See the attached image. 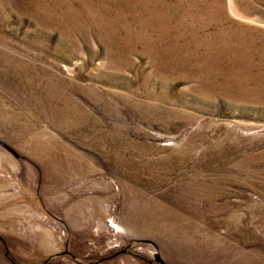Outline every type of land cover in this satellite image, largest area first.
Masks as SVG:
<instances>
[{
  "label": "rangeland",
  "instance_id": "rangeland-1",
  "mask_svg": "<svg viewBox=\"0 0 264 264\" xmlns=\"http://www.w3.org/2000/svg\"><path fill=\"white\" fill-rule=\"evenodd\" d=\"M179 1L0 0V264H264V0Z\"/></svg>",
  "mask_w": 264,
  "mask_h": 264
},
{
  "label": "bare ground",
  "instance_id": "bare-ground-1",
  "mask_svg": "<svg viewBox=\"0 0 264 264\" xmlns=\"http://www.w3.org/2000/svg\"><path fill=\"white\" fill-rule=\"evenodd\" d=\"M150 1V0H149ZM214 3H215V13L213 14V16H211V15H208V14H203L204 12L203 11H207L206 10V8L208 7V4H207V1L206 0H180L176 5H173V6H182V8L181 9H183L182 10V14L184 13V14H186V15H188L187 16V23H188V25H190V29L192 30L193 28H194V26H195V24H198L197 26H199L200 28H198V29H201L200 31H195L196 32V34L198 33H200V38H198V41L197 42H199V44L198 43H195L198 47L199 46H201V45H203V44H206V45H208L209 43L211 44L212 42H209V41H211L212 39V34L214 33H212V32H210L209 31V29H205V27H207V26H212L213 24H216L217 23V21L216 20H212V22L211 21H209V20H207L208 18H210V17H214V16H216V17H220L221 16V5H220V0H212ZM248 1V0H247ZM247 1L245 2V3H247ZM138 2V1H137ZM141 3H142V1H141ZM144 3H145V1H144ZM144 3H142L141 5H140V9H139V12H138V15H142V13L145 11V7L144 6H147L146 5V3L144 4ZM144 4V5H143ZM180 4V5H179ZM162 5V7H160L159 5L158 6H155V8H156V11L155 12H157V11H161L164 7L166 8V9H163V11H164V13H166V15H167V13L169 12V9L170 8H173V7H171L170 6V4L169 5H167V3H165L164 2V4H161ZM149 6V5H148ZM137 7V6H136ZM233 8H234V3H233V1L232 0H228V12L230 13V15L231 16H233V17H235V18H240L241 20H244V21H248L247 19H244V18H241V17H239L236 13H235V8H234V10H233ZM177 9V8H176ZM179 9V8H178ZM154 10V9H153ZM180 10V9H179ZM148 11H149V8H148ZM174 11V10H173ZM178 12V11H177ZM191 12H194V16H192V14H191ZM162 13V12H161ZM172 13V12H171ZM211 13V12H210ZM174 14H176V13H174ZM170 15V14H169ZM180 15V14H179ZM143 16V15H142ZM206 16H207V18H206ZM180 17V16H179ZM182 17V16H181ZM163 19V18H162ZM165 19H167V18H165ZM169 19V18H168ZM178 19V18H177ZM190 19V20H189ZM183 20V19H182ZM220 22H222V20L220 19L219 20ZM140 24H141V22H140V20L138 21ZM149 22V21H148ZM174 22V21H173ZM185 22V23H186ZM170 23V22H169ZM186 23V24H187ZM166 24V23H165ZM181 24V26L180 25H178V26H180V27H177V28H183L184 26H183V22L182 23H180ZM220 24V23H219ZM160 26H161V24H160ZM159 26V27H160ZM197 28V27H196ZM185 29V28H184ZM164 30V29H163ZM176 30V29H175ZM174 30V31H175ZM183 30V29H182ZM186 30V29H185ZM169 31V30H168ZM173 31V32H174ZM188 31H189V29H188ZM165 33V32H164ZM169 33V32H168ZM190 33V32H189ZM178 34H180V33H178ZM193 34V33H192ZM197 34V35H198ZM202 34H203V36H202ZM185 35V34H184ZM194 35V34H193ZM202 36V37H201ZM196 37V36H195ZM194 37V38H195ZM183 38V37H182ZM197 39V38H196ZM139 40V39H138ZM194 41V40H193ZM190 43V42H189ZM193 43V42H192ZM210 46V45H209ZM244 47V46H243ZM239 48V47H238ZM242 48V47H241ZM240 48V49H241ZM155 49V48H154ZM185 49V48H184ZM187 49V48H186ZM213 49V48H212ZM228 49V48H227ZM243 49V48H242ZM245 49V48H244ZM183 50V49H182ZM182 50H181V52H182ZM195 50V49H194ZM197 50V49H196ZM239 50V49H238ZM247 50V49H246ZM180 51V50H179ZM185 51V50H184ZM208 51V50H207ZM211 51V50H210ZM234 51V50H233ZM242 51V50H241ZM199 52V51H198ZM230 52V51H229ZM235 52V51H234ZM186 53V52H185ZM206 53V52H205ZM236 53V52H235ZM148 54V53H147ZM151 54V53H150ZM179 54H180V52H179ZM194 54H196L195 52H192V54H187V55H194ZM202 54V53H201ZM213 54H215V53H213ZM250 54V53H249ZM156 55H157V53H156ZM155 55V56H156ZM186 55V54H185ZM197 55H198V53H197ZM149 56V55H148ZM163 56V55H162ZM184 56V55H183ZM199 56H201V55H199ZM203 56V55H202ZM206 56V55H205ZM220 56H221V54H220ZM227 56V55H226ZM240 56V55H239ZM150 57V56H149ZM232 57H234V56H232ZM238 57V56H237ZM185 58H188V56H186ZM211 58V57H210ZM214 58H216V57H214ZM234 58H236V57H234ZM239 58H241V57H239ZM238 58V59H239ZM243 58H245L244 57V55H243ZM180 59H181V57H180ZM179 59V60H180ZM196 59V58H195ZM227 59V58H226ZM230 59V58H229ZM246 59V58H245ZM190 60V59H189ZM222 60V59H221ZM195 61V60H194ZM199 61V60H198ZM206 61V60H205ZM234 61V60H233ZM220 62V61H219ZM228 62V61H227ZM239 62V61H238ZM215 63V62H214ZM223 63V62H222ZM230 63V62H229ZM175 64V63H174ZM178 64V63H177ZM182 64V63H181ZM235 64V63H234ZM239 64V63H238ZM169 65V64H168ZM194 65H195V63H194ZM217 65V64H216ZM218 65H219V63H218ZM172 66H174V65H172ZM171 66V67H172ZM189 66V65H188ZM166 67V66H165ZM191 67V66H190ZM201 67V66H200ZM204 67V66H203ZM176 68V67H175ZM182 68V67H181ZM192 68V67H191ZM205 68V67H204ZM218 68V67H217ZM224 68V67H223ZM164 69V68H163ZM205 69H207V68H205ZM211 69V68H210ZM209 69V70H210ZM201 70H202V68H201ZM212 70V69H211ZM225 70V69H224ZM238 70V69H237ZM170 71V70H169ZM177 71H179V70H177ZM199 71V70H198ZM197 71V72H198ZM219 71V70H218ZM171 72H172V70H171ZM184 72V71H183ZM194 72V71H193ZM196 72V71H195ZM173 73V72H172ZM200 73V72H199ZM209 73V72H208ZM184 74V73H183ZM195 74V73H194ZM219 74V73H218ZM195 75H197V74H195ZM187 76V75H186ZM205 76V75H204ZM197 78V77H196ZM195 78V79H196ZM200 81H201V79H200ZM199 83V82H198ZM202 83V82H201ZM210 83V82H209ZM201 85V84H200ZM203 86V85H202ZM198 87H199V85H198ZM207 87V86H206ZM202 88V87H201ZM203 89V88H202ZM211 89V88H210ZM200 90V89H199Z\"/></svg>",
  "mask_w": 264,
  "mask_h": 264
}]
</instances>
